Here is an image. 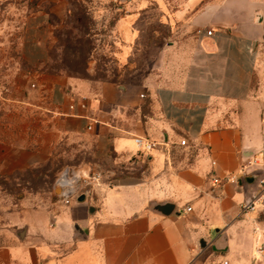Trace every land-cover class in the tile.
<instances>
[{
	"label": "crops",
	"instance_id": "crops-1",
	"mask_svg": "<svg viewBox=\"0 0 264 264\" xmlns=\"http://www.w3.org/2000/svg\"><path fill=\"white\" fill-rule=\"evenodd\" d=\"M162 22L153 66L114 83L46 72L47 15L32 17L23 56L34 89L18 131L8 116L0 126V178L20 188L18 209L0 216V264H264V210L241 212L253 177L212 181L264 159V84L252 91L264 0H185ZM135 137L162 145L142 153ZM65 143L86 154L71 169L104 174L69 205L60 175L33 185ZM165 205L170 214L155 211Z\"/></svg>",
	"mask_w": 264,
	"mask_h": 264
},
{
	"label": "rangeland",
	"instance_id": "rangeland-1",
	"mask_svg": "<svg viewBox=\"0 0 264 264\" xmlns=\"http://www.w3.org/2000/svg\"><path fill=\"white\" fill-rule=\"evenodd\" d=\"M185 0H0V126L10 119L11 129L21 124L26 86L34 89L28 77L32 69L24 61V42L30 20L47 15L44 26L51 74L114 83L141 80L153 66L165 45V10L177 9ZM20 79L25 86L15 87ZM264 84V60L258 69L252 91ZM29 107H27V110ZM31 109V108H30ZM9 128V127H8ZM67 143L57 158L37 171L41 180L34 186L53 182L66 169L78 167V157ZM88 156V155H87ZM86 156V158H88ZM34 174L26 175L32 178ZM21 177V176H20ZM4 179V178H3ZM0 178V216L17 210L20 188L14 179ZM16 179V178H15Z\"/></svg>",
	"mask_w": 264,
	"mask_h": 264
},
{
	"label": "built area",
	"instance_id": "built-area-1",
	"mask_svg": "<svg viewBox=\"0 0 264 264\" xmlns=\"http://www.w3.org/2000/svg\"><path fill=\"white\" fill-rule=\"evenodd\" d=\"M213 31L208 32V36H212ZM144 97L143 95L141 96ZM85 109L86 106L82 105ZM94 124L95 122L92 121ZM92 126L88 127L91 130ZM134 142L142 153H149L158 149L162 144L156 141H152L144 137H135ZM182 146L186 145V142L181 143ZM249 166L253 168L252 173L249 175L245 173V169H242V173L238 175H228L223 179L214 177L212 179L215 185H221L223 183H238L241 178L253 177L257 184L256 190L252 192L250 197L241 205V212L248 214L255 212L259 209L264 210V159L259 155L249 163ZM104 180V174L96 171L95 173H88L82 170L66 169L64 170L58 179L56 180V187L61 191L64 205H69L72 200H77L81 196L88 195L89 187L91 185L101 186ZM191 208H187V212H191ZM224 264H228L225 262Z\"/></svg>",
	"mask_w": 264,
	"mask_h": 264
},
{
	"label": "water",
	"instance_id": "water-1",
	"mask_svg": "<svg viewBox=\"0 0 264 264\" xmlns=\"http://www.w3.org/2000/svg\"><path fill=\"white\" fill-rule=\"evenodd\" d=\"M60 189L58 188V187H56V192L58 193V191H59ZM80 201H83L84 200V197H81L80 199H79ZM172 206L171 205H165V206H159V207H156L155 208V211H157V212H159V213H161V214H163V215H168V214H170L171 213V211H172ZM22 235V233L20 234V236Z\"/></svg>",
	"mask_w": 264,
	"mask_h": 264
}]
</instances>
